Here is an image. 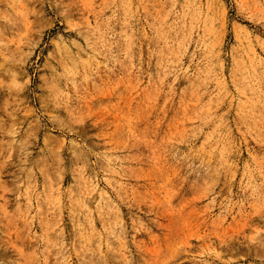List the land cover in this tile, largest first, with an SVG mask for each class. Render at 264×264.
Segmentation results:
<instances>
[{"label": "rangeland", "instance_id": "rangeland-1", "mask_svg": "<svg viewBox=\"0 0 264 264\" xmlns=\"http://www.w3.org/2000/svg\"><path fill=\"white\" fill-rule=\"evenodd\" d=\"M0 264H264V0H0Z\"/></svg>", "mask_w": 264, "mask_h": 264}]
</instances>
